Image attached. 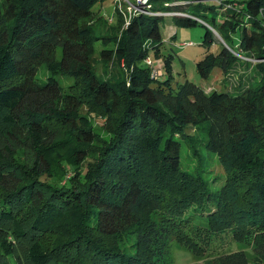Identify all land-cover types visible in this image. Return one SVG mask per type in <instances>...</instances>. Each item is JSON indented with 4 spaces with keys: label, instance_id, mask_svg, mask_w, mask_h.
Masks as SVG:
<instances>
[{
    "label": "trees",
    "instance_id": "obj_1",
    "mask_svg": "<svg viewBox=\"0 0 264 264\" xmlns=\"http://www.w3.org/2000/svg\"><path fill=\"white\" fill-rule=\"evenodd\" d=\"M99 1L0 0V264H167L171 241L199 256L225 230L251 254L206 264H264V0H149L206 24L200 44L218 49L195 62L201 78L237 60L258 77L232 92L174 84L170 54L165 78L151 74L164 17L110 24ZM197 147L223 169L214 191Z\"/></svg>",
    "mask_w": 264,
    "mask_h": 264
},
{
    "label": "rangeland",
    "instance_id": "obj_2",
    "mask_svg": "<svg viewBox=\"0 0 264 264\" xmlns=\"http://www.w3.org/2000/svg\"><path fill=\"white\" fill-rule=\"evenodd\" d=\"M163 1L164 0H159V4L162 5ZM94 10L96 11L97 15H101L106 18L107 22L110 24H115L116 21H118V18L121 20L122 25L124 24V20L120 12V5H118V3H116L114 0H100L99 3L94 6ZM161 16L164 18L160 21L158 26L162 41V43L159 44V54L154 57L150 52L147 55L151 61L150 64H148V67L150 68V71L152 70L153 73L158 75V78H165L163 59L166 57L165 55L170 54V71L174 84L188 80L201 87L205 92H232L236 89V86L244 87L246 84L258 80L257 76H253L252 78V71L247 68V66L241 60H237V62L232 65L230 70H227L224 73H222L218 67H213L205 78H201L196 72L195 62L202 58L205 53L215 52L218 49V44L216 42H213L208 47L200 44L201 37L204 32V26H206V24L201 21L200 23L202 25L196 24L193 26H181L174 23L171 17L167 15ZM221 19H223L222 9L216 8L214 22L218 23ZM173 33L174 36L171 37ZM213 35L215 36L216 41L220 43L217 36L214 33ZM237 35L238 33L235 34V37H237ZM236 41V38H234L233 42L230 43V46L234 47ZM123 64L124 62L121 59L118 66L121 70H123V73H126L127 70ZM141 64H143V62ZM110 65L112 64L110 63ZM95 68L97 73L101 74L102 65L98 63L95 65ZM67 80L70 81L69 78L62 77L63 83H65ZM97 116L98 115H95L96 118L93 119V124H96L94 127L100 129L99 132L104 134L107 129L101 128L102 126L97 127V125H100L103 121L102 118ZM88 120L91 121L90 118ZM184 131L189 135L196 134V136L199 138L202 136L200 128H198L196 124H187ZM197 149V154L191 155L202 158L204 167L202 176L204 179L208 178V181L205 182L209 189L214 191L218 189L224 181L223 169L217 161L216 154L205 151L201 147H197ZM197 157L193 159L196 160ZM179 160L180 165L182 167L187 166L190 171L194 164H196L195 161L193 162V160L190 159L189 153H186V148L184 145L180 147ZM240 249H242L247 255L251 254V249L249 247L243 246L232 239L229 230L212 234L208 245L206 246L205 250H203L204 252H202V255L199 256L193 254L180 244L171 241L168 246L169 257L167 260L169 261L167 264H206V261L212 257ZM249 264H252V262L249 261Z\"/></svg>",
    "mask_w": 264,
    "mask_h": 264
},
{
    "label": "built area",
    "instance_id": "obj_3",
    "mask_svg": "<svg viewBox=\"0 0 264 264\" xmlns=\"http://www.w3.org/2000/svg\"><path fill=\"white\" fill-rule=\"evenodd\" d=\"M114 1L118 3V5H120V12L124 20V24L122 25L123 27L128 24L132 16H136L137 14H149V15L152 14V15H167V16L180 15V16H185V17L189 16L188 14H185V13L173 12L169 10L151 12L149 10L150 9L149 0H131V1L130 0H114ZM215 1H218V0H215ZM192 2H195V1H192V0L174 1L172 0L171 2H164L163 5L173 6V5L187 4V3H192ZM144 61L147 65L150 64L151 62L148 56L144 58ZM151 74L157 75L156 73H153L152 70H151Z\"/></svg>",
    "mask_w": 264,
    "mask_h": 264
},
{
    "label": "water",
    "instance_id": "obj_4",
    "mask_svg": "<svg viewBox=\"0 0 264 264\" xmlns=\"http://www.w3.org/2000/svg\"><path fill=\"white\" fill-rule=\"evenodd\" d=\"M210 29V27H209ZM212 30V29H211ZM213 31V30H212ZM213 33L217 36V38L219 39V41L221 42V39L218 37V35L213 31Z\"/></svg>",
    "mask_w": 264,
    "mask_h": 264
}]
</instances>
